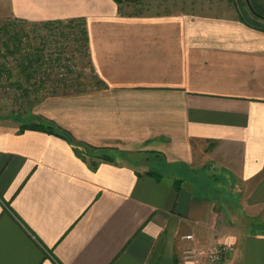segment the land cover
Returning a JSON list of instances; mask_svg holds the SVG:
<instances>
[{
	"label": "crops",
	"instance_id": "0c3cea01",
	"mask_svg": "<svg viewBox=\"0 0 264 264\" xmlns=\"http://www.w3.org/2000/svg\"><path fill=\"white\" fill-rule=\"evenodd\" d=\"M149 5L0 2L26 25L84 18L100 87L46 98L40 117L116 151L92 166L57 135L0 129V264H182L215 243L234 247L224 264H264V31L231 10ZM140 154L164 164L127 158ZM208 165L239 187L227 204L191 175Z\"/></svg>",
	"mask_w": 264,
	"mask_h": 264
},
{
	"label": "rangeland",
	"instance_id": "374dc122",
	"mask_svg": "<svg viewBox=\"0 0 264 264\" xmlns=\"http://www.w3.org/2000/svg\"><path fill=\"white\" fill-rule=\"evenodd\" d=\"M111 1L113 3L115 2L114 0ZM0 2H2V0H0ZM152 2L168 4L169 7L173 8L175 11H187V9H192L194 12L211 11L215 13H228L229 10H231L236 13L238 17L243 13L248 20L253 21L254 18L250 15L253 11L252 9H248L250 6L246 0H121V2L118 3V9L121 13H140L142 10L148 9L146 6L152 4ZM255 2L257 6L264 8V0H255ZM245 3H247L248 8ZM151 9L154 10V7L150 8V10ZM247 10L248 12L250 10V12L248 13ZM2 13L1 10L0 129L17 130L20 129L22 125L30 124L37 120L47 121L40 117L43 111L42 106L45 104L43 102L44 99L70 95L85 97L93 88L100 87L91 72V66L87 57L88 50L85 49V46L82 47L74 42L76 34H78L77 27L73 29L67 27V25H70L68 22L65 24L50 23L46 26L26 25L16 21L14 17L6 14V12L4 14ZM254 21L260 22L261 20L256 19ZM4 26L5 28H3ZM62 32L68 34L66 38L60 36ZM13 34L22 35L23 37L27 36L23 39L21 46L25 49H29L30 52L38 46H41L42 42H45V54H52L53 57L56 51H60L62 54L61 57L69 58V61H64L63 59L59 65L55 63L53 66H35L41 76V72H46L50 75L49 80L39 82L41 79L37 76L34 79H30V81H26L23 74L24 62L18 59L20 54H24L25 51L21 50L19 54L9 55L2 46V41L10 38ZM9 46L12 48L10 42ZM24 90L27 91L23 93ZM53 91L55 92L53 93ZM127 158L130 160L132 159L134 163H147L149 166L156 162L164 164L163 160L159 157L147 154H140L138 157H136V155H127ZM170 168H162L161 171L171 172ZM176 168L181 170L179 166ZM198 171L199 170H194L192 171L193 173H190H192L191 175L194 174L193 176H196V178L198 176H204V179L212 183V190H218L217 193L225 198L227 201L226 204L229 202L230 198L234 199V196L237 195L236 190L239 189V187H235L234 183L230 181V176L221 172L218 168L215 169L214 165L206 166L204 175ZM184 176L188 178L192 177L186 174ZM195 189L198 191L199 187ZM262 217H264V215ZM253 223L255 227H263L264 218L261 219L257 217L253 220Z\"/></svg>",
	"mask_w": 264,
	"mask_h": 264
},
{
	"label": "trees",
	"instance_id": "16d2710c",
	"mask_svg": "<svg viewBox=\"0 0 264 264\" xmlns=\"http://www.w3.org/2000/svg\"><path fill=\"white\" fill-rule=\"evenodd\" d=\"M116 3H120L121 0H114ZM248 1L250 7L248 8L247 3L246 6L248 9H252L253 12H251L250 15H252L253 21L248 20V18L241 13L239 15V19L244 22L245 24L263 30L264 31V8H261L257 6L255 0H246ZM248 12V10H247ZM250 12V10H249ZM248 12V13H249ZM247 14V13H246ZM248 16V15H247ZM261 20L263 22H255L254 20ZM55 24V23H54ZM57 24H63L60 21H57ZM67 27H70L71 29L77 27L78 28V34H76V39L74 42L79 44L80 46H85V49H87V33L85 29V21L84 18H71L68 20ZM72 24V25H71ZM5 28V26L3 27ZM68 34L66 33H60L61 37H67ZM27 36H22L18 34H13L10 36V38H7L2 41V46L6 49V51L9 53V55H15L19 54L21 50H24V54H20L19 58L20 61L24 62V67H23V74L26 79V81H30V79H34L37 76H39V79H41L39 82H45L48 81L50 78V75H48L46 72L42 73V76L39 74L40 72L37 70L35 66H42V65H51L53 66L55 63L59 65L61 60L64 59V61H69V58L61 57L60 51H56L55 56L52 57V54H45L46 50V44L45 42H42L41 46H38L37 48L33 49L32 52H30L29 49H25L22 47V41L25 39ZM9 42L11 43V47L9 46ZM57 42V41H55ZM58 49V48H57ZM28 51V52H27ZM62 66V65H61ZM34 67V68H33ZM59 67V66H58ZM30 68V69H29ZM32 68V69H31ZM39 69V68H38ZM38 73V74H36ZM94 79H96V82L99 83V80L95 75H93ZM27 90H24L23 93H25ZM55 91H53L54 93ZM25 129H32V130H39L43 132H47L50 134L57 135L61 138H64L67 140L71 145L74 150V152L83 160V161H88L92 166H95L98 161H107V162H113L115 157L114 153L116 151L108 148H98L95 146H91L79 141H76L73 136L70 134V132L62 129L61 127L55 125L52 122L48 121H41L37 120L33 123L30 124H24L22 127L19 129V131H23Z\"/></svg>",
	"mask_w": 264,
	"mask_h": 264
},
{
	"label": "built area",
	"instance_id": "2783aa9c",
	"mask_svg": "<svg viewBox=\"0 0 264 264\" xmlns=\"http://www.w3.org/2000/svg\"><path fill=\"white\" fill-rule=\"evenodd\" d=\"M186 240H193L191 234L185 235ZM234 247L226 244L215 243L206 249L194 246L184 248L181 253L182 264H224L226 256L233 252Z\"/></svg>",
	"mask_w": 264,
	"mask_h": 264
},
{
	"label": "water",
	"instance_id": "95a60500",
	"mask_svg": "<svg viewBox=\"0 0 264 264\" xmlns=\"http://www.w3.org/2000/svg\"><path fill=\"white\" fill-rule=\"evenodd\" d=\"M247 3H248V1H247ZM248 5H249V3H248ZM250 6V5H249Z\"/></svg>",
	"mask_w": 264,
	"mask_h": 264
}]
</instances>
